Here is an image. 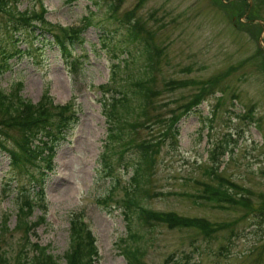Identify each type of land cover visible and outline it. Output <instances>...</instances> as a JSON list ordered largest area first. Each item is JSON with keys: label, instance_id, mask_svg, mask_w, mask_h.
I'll use <instances>...</instances> for the list:
<instances>
[{"label": "rangeland", "instance_id": "rangeland-1", "mask_svg": "<svg viewBox=\"0 0 264 264\" xmlns=\"http://www.w3.org/2000/svg\"><path fill=\"white\" fill-rule=\"evenodd\" d=\"M12 4L17 10L43 9L42 19L57 25L54 33H60L58 26L80 32L65 59L50 34L42 36L38 30L15 33L12 45L4 39L0 17V45L4 43L7 51L14 46L20 50L5 62L0 59V90L7 92L20 81L22 97L34 103L46 92L53 103L70 105L75 115L59 134L48 170L36 162L10 167L0 147V226L5 227L0 233L5 260L0 264H26L34 253L27 244L18 254L24 242L22 231L15 228L22 195L33 205L26 218L28 241L46 246L58 264H64L69 221L76 214L84 217L95 238V264H125L122 239L142 251L144 264H264V0H41L40 4L16 0ZM88 14L91 24L84 26ZM128 25L137 30L136 42L121 40ZM101 27L111 30L108 46L115 45V56L101 44ZM145 43L156 91L149 113L167 117L202 88L204 95L176 122L175 144L157 133L164 122L134 132L137 141L161 137L152 155L148 190L139 204L199 220L205 229L168 227L123 213L122 188L131 169L122 164L133 162V148L122 152L120 162L112 160L110 174L99 163L106 137L100 86L114 85L110 64L121 66L124 60L127 64L130 56H136L132 64L116 76L127 70L137 74L144 58L136 51ZM227 138L233 141L210 177L207 150ZM0 139L10 146L9 138ZM218 180L225 181L235 203L218 204L201 197V183L219 185ZM39 186L41 197L34 193ZM41 216L44 220L37 223ZM127 230L138 236L135 243Z\"/></svg>", "mask_w": 264, "mask_h": 264}, {"label": "trees", "instance_id": "trees-1", "mask_svg": "<svg viewBox=\"0 0 264 264\" xmlns=\"http://www.w3.org/2000/svg\"><path fill=\"white\" fill-rule=\"evenodd\" d=\"M15 1L0 0V17L3 18L4 39L8 38L9 42H13V45L18 37L15 33L33 34L34 30H38L42 36L44 33H48L57 44L63 58L68 59L71 56V46L77 41L78 33L80 32L79 28L68 27L67 31H65L58 26L60 33H54L52 31L54 24L42 19L41 12H43V9L39 10V12H35L32 9L17 10L15 4H12ZM37 1L39 4L41 3V0ZM89 14L83 17L84 24L82 25L88 26L91 24ZM109 17H112L111 12ZM34 21H37L38 25H34ZM101 29L100 40L102 46L107 50H112V53H114L115 45L108 46L110 44L109 33L111 30H107L104 27H101ZM137 35V30L132 25H128L124 28V35L121 40L133 43L137 41ZM0 44L2 43L0 42ZM146 46H148L146 43L141 44L139 50L136 51L137 57L142 56L144 58L137 74L133 75L132 72L127 70L124 76L119 78L116 76L118 70L127 69V64H132L133 58L136 56H130V61L127 64L125 60L121 66L117 63L110 64L109 78L114 85L107 83L100 86V104L102 105V113L106 122V137L103 141L102 152L99 155V163L103 167V171L106 174H110L113 165L112 160L120 162L122 152L126 148H133L136 154L133 162L126 164L127 162L124 161L122 164L130 166L131 169L126 184L122 188L124 192L121 200L123 213L127 212V215L135 213L143 221L150 219L161 221L168 227L198 225L200 228L205 229V225L200 224L202 222L199 220L179 217L169 212L152 211L139 204L142 195L148 190V179L152 173L153 165L152 155L157 153L161 145L159 144L161 137L137 141L133 136L134 132L138 128L145 127L148 130H152L153 126L164 122L163 128L157 133L162 137L171 139V143L169 142L168 144H175L177 135L176 122L193 105L199 104L204 95V89L202 88L195 96L186 100L183 105L178 106L174 111L172 110L167 117H160L157 112L154 114L149 113L148 108H151V103L149 102L156 95V91L152 87L151 71L153 66L149 57L150 50H147ZM18 52L20 50L15 46L12 51H7L4 43L0 45V59L3 62L13 54H18ZM128 53L129 50L127 49V55ZM113 56H115V53ZM75 62L71 60L69 63L71 66H75ZM11 86L7 92L0 90V136L10 140V146L5 147L0 139V147L4 149L10 159V167L36 162L38 166L48 170L52 164L51 158L54 152V145L58 141L59 134H63L62 129H66L67 123L72 118H75L74 111L73 109L70 110V105L68 104L53 103L51 97L46 95V92H43L36 102H31L19 93L22 86L20 81L13 83ZM9 131L16 132L17 135L12 136ZM230 141H233V139H222L212 144L207 150V158L210 162L208 170L210 177L213 171L218 169L220 158L227 151L226 146ZM117 148H121V151H117ZM115 154L117 156L114 159L113 156ZM113 182H117L116 177ZM216 183L219 185L202 182L201 197L218 204L225 202L235 203L237 201L229 194L225 181L218 180ZM34 193L41 197L43 188L39 186ZM19 204L15 228L22 231L24 242L18 254L28 244V246L33 248L34 253L27 258L26 264H58L54 256L48 252L46 246H40L35 242L30 243L28 241L27 234L30 233V227L26 218L30 214L33 205L28 201L26 195H22ZM43 220L44 217L41 216L37 223ZM4 222L5 220H3ZM2 228L0 226V233L5 229L4 226ZM68 228V248L63 253L64 264H95V259L97 258L94 244L95 238L88 225L81 220L80 214L73 215L69 221ZM127 236L134 243L138 239L136 233H132L130 230H127ZM122 244V255L125 259V264H144L140 260L143 253L137 246L127 245L124 239H122ZM4 260L2 252H0V262Z\"/></svg>", "mask_w": 264, "mask_h": 264}]
</instances>
